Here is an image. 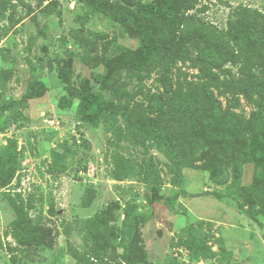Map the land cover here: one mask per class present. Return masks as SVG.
I'll list each match as a JSON object with an SVG mask.
<instances>
[{"label":"rangeland","instance_id":"374dc122","mask_svg":"<svg viewBox=\"0 0 264 264\" xmlns=\"http://www.w3.org/2000/svg\"><path fill=\"white\" fill-rule=\"evenodd\" d=\"M3 1L0 27L7 33L0 39V106L15 103L0 114V147L14 140L19 154L12 184L0 188V264H77L68 253L70 246L85 250L77 220L109 207L117 217L113 224H120L127 203L140 213L147 252L141 264H264V186L253 179L258 163L252 144L231 155L227 176L216 181L214 146L190 131L205 113L207 91L224 110L249 117L258 108L259 75L249 78L227 63L215 69L218 79L209 80L191 61L160 55L140 71L118 74L121 97L112 91L109 102L154 118L148 97L163 90L162 73L171 78L183 109L163 116L156 127L173 139H192L177 184L163 145L129 127L119 113L97 125L78 121L81 95L88 88L100 90L94 77L103 58L138 49L133 29L92 13L78 0ZM242 6L264 14V0H199L190 12L225 29ZM27 90L38 93L25 97ZM8 115L14 116L6 124ZM65 145L69 149L63 152ZM87 189L92 197L82 206ZM19 198L33 223L51 228L52 248H27L12 236L9 206ZM87 252L97 261L94 247Z\"/></svg>","mask_w":264,"mask_h":264},{"label":"trees","instance_id":"16d2710c","mask_svg":"<svg viewBox=\"0 0 264 264\" xmlns=\"http://www.w3.org/2000/svg\"><path fill=\"white\" fill-rule=\"evenodd\" d=\"M78 1L86 5L92 13H101L125 27L132 28L138 38L137 50L123 51L117 58H103L102 71L94 77L95 82L100 85V90L88 88L86 93L81 95L76 108L78 121L97 125L108 119L111 114L119 113L129 127L139 130L146 138L163 145L164 153L171 162L175 182L181 183L182 169L187 156L186 148L192 144V139L191 137L173 139L156 127L163 116H175L178 110L183 109L168 73L164 72L160 76L163 90L148 97V111L157 115L155 118L147 114L139 116L137 113H130L123 103L109 102L108 93L114 91L117 94L121 89L118 79L120 72L128 69L140 71L154 55L189 60L199 69L202 76L209 80L218 79L215 69L230 63L237 67L240 74L249 78L259 75L255 78L256 84L260 86L258 108L249 117L224 110L214 94L207 91L205 97L208 104L205 113L201 116L198 127H191V135L204 138L214 146L217 163L211 171L216 181H222L227 176L225 164L231 155L236 154L242 145L252 144L250 153L258 163L253 179L257 184L264 186L263 13L246 6L237 7L228 17L226 28L220 29L203 20L196 13L197 10L190 12L199 0ZM4 4L5 1L0 0L1 16ZM6 33L7 30L0 27V39ZM36 93L38 92L27 90L25 97L32 98ZM117 96L121 97V94ZM13 103L15 102L1 105L0 114ZM59 106H64L62 100ZM12 116L14 115L4 118V123L11 122ZM153 124L155 126H149ZM68 149L65 145L63 152ZM18 154L14 140L9 139L7 144L0 147V188L12 184L18 167L16 164ZM56 155L57 152L53 151L55 161ZM92 193V190H86L81 200L82 206L89 204ZM31 206L32 204L28 203L27 207ZM9 207L14 213L11 234L19 244L27 248L31 246L52 248L54 238L51 228L33 223L21 198L17 201L12 200ZM51 212L54 213L52 207ZM116 221L117 217L109 207L77 220L78 234L85 250L81 252L71 246L68 250L77 264H141L147 261L137 207L127 203L123 209L121 223L113 224ZM65 233L69 234V227L65 228ZM93 247L98 253L95 262L91 260L94 256L87 252L88 248Z\"/></svg>","mask_w":264,"mask_h":264}]
</instances>
